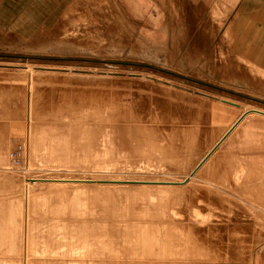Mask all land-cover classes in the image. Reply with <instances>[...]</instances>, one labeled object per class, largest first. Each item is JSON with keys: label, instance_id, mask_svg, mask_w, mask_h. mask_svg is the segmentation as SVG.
I'll list each match as a JSON object with an SVG mask.
<instances>
[{"label": "rangeland", "instance_id": "1", "mask_svg": "<svg viewBox=\"0 0 264 264\" xmlns=\"http://www.w3.org/2000/svg\"><path fill=\"white\" fill-rule=\"evenodd\" d=\"M223 2L0 0V264H264V14Z\"/></svg>", "mask_w": 264, "mask_h": 264}, {"label": "bare ground", "instance_id": "2", "mask_svg": "<svg viewBox=\"0 0 264 264\" xmlns=\"http://www.w3.org/2000/svg\"><path fill=\"white\" fill-rule=\"evenodd\" d=\"M159 80H161V79H159ZM204 95H207V96L212 97V98H218L220 101H222L224 103L231 104L233 106H240V107L243 108L242 103H238V102H236V101H234L232 99L224 98V97H217L216 95H210V94H204ZM253 113L260 114V115H264V109L259 108L257 106L248 107L247 109H245V112H243L242 118H245V116H247L249 114H253ZM237 124H236V126H237ZM241 125H242V123H239L237 127H240ZM221 141H220V143L217 145V147L215 149H212L208 153V155H207L208 158H210L211 155L223 144V142H221ZM33 180H34L35 183L43 182V181L50 182V183H54L57 187H61V188H66V187L70 186V184H76V183H80V182H83L84 181V180H81V179H54V178H45V179L38 178V179H33ZM103 183L105 185V188L108 189V191H109V190H119L120 188L121 189L122 188H128L129 186H133L134 183L135 184H137V183L138 184L139 183H141V184H145V183H159V184H164V183H169V182L139 181V180H130V179L129 180H123V179H115V178L112 179V178L109 177L108 179H104L103 180ZM170 183H174V182H170ZM263 213H264V211H263ZM75 262L80 263L77 260H75ZM75 262H72L70 264H77ZM82 264H86V263H82Z\"/></svg>", "mask_w": 264, "mask_h": 264}, {"label": "crops", "instance_id": "3", "mask_svg": "<svg viewBox=\"0 0 264 264\" xmlns=\"http://www.w3.org/2000/svg\"><path fill=\"white\" fill-rule=\"evenodd\" d=\"M228 7L230 13H234L238 8L253 9L260 7L261 14H264V0H224L222 3ZM242 52L244 55H254L264 61V32L258 30H244L240 37Z\"/></svg>", "mask_w": 264, "mask_h": 264}, {"label": "built area", "instance_id": "4", "mask_svg": "<svg viewBox=\"0 0 264 264\" xmlns=\"http://www.w3.org/2000/svg\"><path fill=\"white\" fill-rule=\"evenodd\" d=\"M22 149L23 148L20 146L17 150L14 151V153H13V158L14 159H19V157L22 156V152H23Z\"/></svg>", "mask_w": 264, "mask_h": 264}]
</instances>
